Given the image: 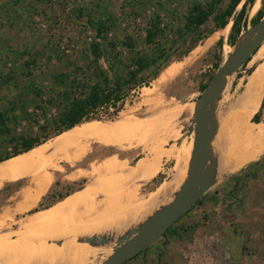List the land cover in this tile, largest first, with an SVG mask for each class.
Segmentation results:
<instances>
[{
    "label": "rangeland",
    "instance_id": "374dc122",
    "mask_svg": "<svg viewBox=\"0 0 264 264\" xmlns=\"http://www.w3.org/2000/svg\"><path fill=\"white\" fill-rule=\"evenodd\" d=\"M210 1L0 0V124L6 125L5 131L3 125L0 126L2 154L22 148L20 137L40 142L54 138L61 126L60 112L65 109L67 98L75 92L73 84L84 81L90 85L102 75L109 78L123 75L135 51L145 54L150 50L143 42L146 28L158 18L163 28L156 42L164 45L168 57L157 77L148 86L127 94L115 117L110 118L107 112L100 111L98 119H92L127 118L137 121V126L142 122V133L114 144L101 137L89 138L84 141L86 149L79 161L69 164L59 158V171L51 174L56 184L45 194L46 199L34 207L38 210L56 204L83 185L92 186L96 181L93 169L100 163L114 160L110 169L113 167L114 172L121 173L122 165H133L140 158L158 160L159 172L152 179L139 183L134 178L124 184L134 185L132 204H139L136 209L129 213L128 219L89 235L96 240L103 239L102 243L94 241L93 245L101 248L85 251L76 258L78 264H99L112 253L118 240L168 204L181 187L183 181L175 184L170 177L182 169L186 174L188 169L194 138L193 109L204 89L201 86L209 82L216 64L220 65L235 46L246 41L243 34L258 22L252 23V18L259 9L264 11V0H253L247 6L245 27L234 47L228 44L227 37L240 5L225 28L216 29L214 35L209 34L186 52L194 39L215 28L211 15L198 30L189 32L185 26L188 10L194 2L204 5ZM228 3L229 0H223L217 7L224 9ZM125 35L136 39L134 50L120 44ZM220 37L223 38L221 47L216 45ZM92 42L99 44V56L94 54ZM255 53L232 74L217 100L216 132L209 144L214 162L210 188L169 231L123 264H264V158L261 164L247 167L250 162L261 159L264 150L229 170L220 163L217 148L230 130L228 121L238 118L232 111L238 108L236 104L249 77L257 69L262 72L257 86L259 105L250 122L253 123L251 120L257 112H260L258 123L264 121V70L261 67L264 54ZM171 63H178L177 73L167 79L160 78L163 69ZM77 170L84 173L78 175ZM238 172L241 174L237 183L228 181L231 174ZM70 175L75 179L69 178ZM31 178L11 182L0 190V234L9 233L5 239L9 244L15 243L12 240L19 222L29 212H16L13 206L22 196L19 189L34 191L36 184ZM104 197L105 193L95 195L97 201ZM88 237H79L84 238L81 243L92 245L85 241ZM51 241L24 243L43 246ZM57 241L60 243L62 239L57 238ZM78 244L80 242L76 241L74 246Z\"/></svg>",
    "mask_w": 264,
    "mask_h": 264
},
{
    "label": "bare ground",
    "instance_id": "6f19581e",
    "mask_svg": "<svg viewBox=\"0 0 264 264\" xmlns=\"http://www.w3.org/2000/svg\"><path fill=\"white\" fill-rule=\"evenodd\" d=\"M210 39L209 37L207 41H210ZM255 54L259 56L264 54V42L258 47ZM178 67V63H171L163 69V72L159 75L160 78H170L177 73ZM261 67L264 70V66ZM261 73V70L257 69L250 75L245 90L236 104L238 108L236 107L237 109L232 111V113L238 115V118L235 121L232 119L234 122L231 119L232 122L228 121L230 130L228 129L227 134L225 133L226 136L220 147H217L220 163L229 170L235 169L264 150V121L256 124L250 122V118L259 105L256 99H258L260 92L257 86ZM136 122L127 118L114 121L90 120L82 122L57 134L47 143H42L27 152L6 160L0 165V176H14V174L19 173V170H23L35 160L40 153L43 154L53 148L60 147L80 136H97L114 144L132 134L138 133L139 135V133H142L144 125L141 122L138 123V127L135 125ZM111 162H114V160L106 162L101 169L99 168V176L104 177L103 181L106 179L115 180L109 169ZM145 165H148L147 170H145ZM137 168L142 172L145 170L143 173L146 174V178H150L156 174L158 165L156 160L152 158L150 161L142 160L138 162L136 170ZM184 173L183 169L175 171L170 177V181L175 184L183 181L182 187L186 182L188 169L186 174ZM41 181L39 188L33 194H30L33 196L31 197L33 202L50 184L48 176H44ZM88 188L85 186L82 190L71 193L47 208L30 210L26 215L27 217L19 222L18 231L15 233V243L9 244L5 241L8 232L0 234V264H78L76 258H80L85 251L91 252L101 248L100 246L81 242L74 246V243L81 236L88 237L91 234L100 233L107 226L113 227L121 219H126L125 215L133 212L139 204H132V202L134 203V196L130 200L118 201L119 204L116 205L111 204L110 199L112 196H108L104 202L96 203L91 198H87L91 193ZM31 206L27 205V208ZM57 238L62 239L61 244L58 243ZM49 239L54 243L51 241L47 245H44V243L43 246H38L37 243H24L27 240H40L41 242V240L48 241Z\"/></svg>",
    "mask_w": 264,
    "mask_h": 264
},
{
    "label": "trees",
    "instance_id": "16d2710c",
    "mask_svg": "<svg viewBox=\"0 0 264 264\" xmlns=\"http://www.w3.org/2000/svg\"><path fill=\"white\" fill-rule=\"evenodd\" d=\"M222 1L223 0H212L204 5L196 2L192 3L190 9L188 10V15L185 23L187 30L189 32L198 30L203 24H205V22L211 15L213 16L215 28L210 29L207 32L208 34H202L197 37V39H194L187 48L186 52L191 51L197 42H199L203 38H207L208 35L212 34L216 29L225 28L228 24L229 18L232 16L235 9L240 5V8L233 18L227 37V42L229 45L233 46L235 44L240 32L245 27L247 6L251 5L253 0H229L228 5L224 9L220 10L217 5ZM263 14V9H259L256 12V15L252 18V23H256L257 21H259L262 18ZM159 24L160 22L158 18L155 19L153 23L146 28L143 42L145 43V45L150 46V50L145 54L140 51H135V56L130 60V66L127 67L123 75L116 74L115 77L112 78H109L106 75H102L101 79H98L94 84L90 85L88 82L84 81H77L73 84L75 92L67 98V105L65 106V109L60 112L59 122L61 123V126L56 135L82 122L90 121L92 119H98L97 114L100 111L107 112L110 118L115 117L120 111L122 102L124 101V98L127 94L142 86H148L149 82L157 77L158 72L164 64L163 61L168 57L164 45H162L160 42H156V38L158 37V35L163 32V28L160 27ZM102 38L106 37L103 36ZM135 40L136 39L131 35H125L120 41V44L124 47L134 50L137 44ZM222 41L223 38L220 37L217 40L216 45L221 47ZM91 47L94 54L99 56V44L96 42H92ZM254 53L252 54V56L254 55ZM252 56L250 57L252 58ZM250 57L247 59L244 65L249 60H251ZM218 66L219 64H216V68ZM206 85L207 83L202 85L201 89L205 88ZM259 113L260 112H257L253 116L251 120L253 123H258L260 121L258 119ZM0 126H2V130L5 131L6 125L0 124ZM20 139L22 142V148L15 149L12 153H0V162L12 156H16L22 152H26L34 146H37L38 144L44 143L43 141L40 142L30 137H20ZM263 158L264 156H262L261 159L257 161L250 162L247 167H253L255 165L261 164L260 162H262ZM239 174L241 173L238 172L231 174L228 181L230 180V182L237 183L240 177ZM233 190H235V186L230 191L232 192ZM46 196L47 195H44L41 201H44L46 199ZM199 201L200 200H198L196 204H198ZM52 204L54 203H51L48 206H44L43 208H47ZM187 212L188 211H186L185 213ZM169 230L170 227L166 231Z\"/></svg>",
    "mask_w": 264,
    "mask_h": 264
},
{
    "label": "water",
    "instance_id": "95a60500",
    "mask_svg": "<svg viewBox=\"0 0 264 264\" xmlns=\"http://www.w3.org/2000/svg\"><path fill=\"white\" fill-rule=\"evenodd\" d=\"M243 35L246 36V41L239 46H235V42L234 49L216 68L206 87L195 101L193 109L194 138L185 184L179 188L168 204L153 212L148 220L118 240V245L113 249V253L99 264H123L138 255L163 235L179 217L191 209L210 188L212 179H214V162L209 144L216 132L217 100L226 88L232 74L240 70L247 59L264 42V16L253 26L251 31H247ZM78 241L84 242V238H79ZM85 241L94 245V241L102 243L103 239L96 240L94 236H90Z\"/></svg>",
    "mask_w": 264,
    "mask_h": 264
},
{
    "label": "crops",
    "instance_id": "0c3cea01",
    "mask_svg": "<svg viewBox=\"0 0 264 264\" xmlns=\"http://www.w3.org/2000/svg\"><path fill=\"white\" fill-rule=\"evenodd\" d=\"M89 138L90 139H96L98 137L97 136H80L79 138L77 137L76 140L75 139L71 140V141L65 143L64 145H62L60 147L53 148V149H51V150H49L43 154L40 153V155H38L35 160H33L31 163H29L28 166H26L23 170H19V173L14 174V176H9V177L6 175L0 176V190H2V188L6 184H9L11 182H16L18 180H21V179H24V178L31 176L32 177L31 179L34 181V184H36V187L34 189V191H36L39 188V186L42 182L41 180H43L44 176H48L50 178L49 186L46 188L45 191H43L35 199V202L32 201L33 199H31V197H33V196L30 195V194H33L34 191L31 192V191H29V189L25 190V188H23L24 191L22 192L21 191L22 189H19L18 192L21 193L22 196L14 203L13 208L16 210V212L25 213L27 211L34 209L35 205H37L42 200V197L45 194H47L48 192H50L52 190V187L56 184V181L55 182L52 181L51 174L52 173L56 174V172L59 171L58 163L60 162V159L64 160L65 162H67L69 164L79 161L83 157V154L85 153L86 147H85L84 141H87ZM45 142L47 143V141H45ZM38 145H40V144H38ZM22 153H24V152H22ZM22 153H20V154H22ZM20 154H18V155H20ZM13 157H15V156H13ZM13 157H10V158H13ZM10 158H8V159H10ZM8 159H6V160H8ZM141 159L145 160L143 158H140L133 165H128V164L122 165L123 170L121 173H118V172L116 173L112 170L113 167H111V169L109 167L111 174L114 175L113 178H115V180L106 179L103 181L104 177L99 176L100 175L99 168L101 169L104 164L100 163L99 165H97L93 169L94 170L93 174L96 175V181L93 183V185L92 186L83 185L82 187H80L77 190H82L83 188H85V186H86V188L89 187L88 189L91 192L90 196L93 199V202H96V203L97 202L98 203L104 202V200L108 196H112L110 201H112L111 204H115V205L119 204L118 201L121 202L123 199H126V200L129 199L130 200L131 197L133 198V196H134V194H133L134 185L131 184L132 187L130 185L124 186V184L128 180L131 181L134 178H136L135 181H137L139 183L145 182L147 180L152 179L159 172L158 160L156 158H153L157 162L158 170H157L155 175H153L150 178H146V174H144L143 172L145 170H147L148 165L147 166L145 165L146 167H145V170L143 172L139 168H137V170H136V165L138 162L142 161ZM6 160L1 161L0 165L3 162H5ZM150 160H152V159H149L148 161H150ZM51 171H53V172H51ZM78 172H80V173H78ZM77 173H78V175H81L84 172L82 170H77ZM69 178H71V175ZM71 179H75V178H71ZM101 181H103V182L101 183ZM103 193H105V197L102 200L97 201L95 198V195L96 194H103ZM124 193H125V195H124ZM23 196H24V199H22ZM87 198H89V196ZM117 198H118V200H117ZM27 205H30V206L32 205V206L27 208ZM38 210H41V209H38ZM27 214H28V212H27ZM128 215H129V213L127 215H125V217H127ZM14 240H15V238H13L12 241H14Z\"/></svg>",
    "mask_w": 264,
    "mask_h": 264
},
{
    "label": "built area",
    "instance_id": "2783aa9c",
    "mask_svg": "<svg viewBox=\"0 0 264 264\" xmlns=\"http://www.w3.org/2000/svg\"><path fill=\"white\" fill-rule=\"evenodd\" d=\"M163 15V14H162Z\"/></svg>",
    "mask_w": 264,
    "mask_h": 264
}]
</instances>
